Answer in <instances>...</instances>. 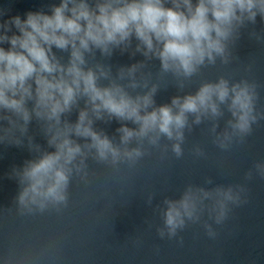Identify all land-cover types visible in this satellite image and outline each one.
<instances>
[{
	"label": "clouds",
	"instance_id": "1",
	"mask_svg": "<svg viewBox=\"0 0 264 264\" xmlns=\"http://www.w3.org/2000/svg\"><path fill=\"white\" fill-rule=\"evenodd\" d=\"M8 12L0 6V145L26 143L33 154L9 174L19 187L15 205L21 215L67 206L70 179L86 175L90 156L98 163L133 167L148 154L146 145L159 147L166 139L179 159L185 130L216 121L225 110L231 118L214 143L226 150L233 138L243 140L264 119L256 108L258 85L248 79L221 75L185 92L203 69L218 60L229 62V46L241 28L255 24L258 16L264 22V0H59L49 11L29 10L24 18L3 19ZM117 50L144 59L118 67L113 75L112 66L96 54L111 58ZM152 60L159 62L155 74L147 70ZM166 80L184 94L157 104L155 96ZM34 120L47 148L29 133ZM113 120L120 125L118 141L95 127L97 121ZM217 127L213 123L211 131ZM195 154L203 152L196 148ZM253 167L264 178V161ZM252 176L249 170L245 180ZM244 191L243 185L187 186L179 199L164 200L159 237L176 238L205 210L222 223L229 203L239 204ZM204 227L215 235L210 224ZM178 241L183 243L182 237Z\"/></svg>",
	"mask_w": 264,
	"mask_h": 264
},
{
	"label": "water",
	"instance_id": "2",
	"mask_svg": "<svg viewBox=\"0 0 264 264\" xmlns=\"http://www.w3.org/2000/svg\"><path fill=\"white\" fill-rule=\"evenodd\" d=\"M58 2L0 0V6L9 9L3 19L17 14L24 18L29 10L47 12L50 4ZM253 32L264 35V22L259 16L255 24L241 28L239 38L230 44L229 62L218 60L215 66L203 69L185 92L195 91L201 80L214 81L221 75L230 80L248 79L258 85L256 108L264 112V39H256L250 35ZM96 59L110 64L115 75L118 67L144 57L117 50L111 58L97 52ZM148 64L147 70L155 74L159 62ZM183 94L166 80L155 100L157 104L170 103L172 96ZM76 115L74 111L70 119L75 121ZM230 118L225 110L216 121L204 120L193 125L190 132L185 130L183 156L179 159L171 151L172 142L166 139L159 147L146 145L148 154L133 167L98 163L90 156L86 175L74 174L70 179L67 206L43 213L21 215L15 205L19 187L9 174L13 166L32 158L27 144L0 145V264H264V178L253 167L264 161V119L254 124L252 133L243 140L233 138L225 150L214 140ZM213 123L218 124L215 133L211 131ZM119 126L115 120L95 124L117 141L115 129ZM29 133L47 148L35 120ZM196 148L203 155H196ZM249 170L252 179L245 180ZM189 185L207 190L243 185L245 191L239 204L229 203L222 223L217 224L205 210L198 222H188L176 238L161 239L157 229L163 226L164 200L179 199ZM206 223L212 226L214 236L207 234ZM181 237L183 243L178 241Z\"/></svg>",
	"mask_w": 264,
	"mask_h": 264
}]
</instances>
